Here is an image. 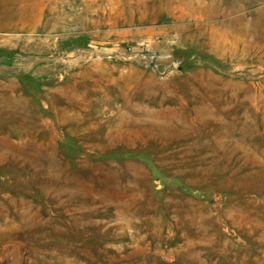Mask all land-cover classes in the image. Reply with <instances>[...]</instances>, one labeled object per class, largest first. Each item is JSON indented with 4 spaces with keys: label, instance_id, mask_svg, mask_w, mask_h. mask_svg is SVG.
Returning a JSON list of instances; mask_svg holds the SVG:
<instances>
[{
    "label": "rangeland",
    "instance_id": "rangeland-1",
    "mask_svg": "<svg viewBox=\"0 0 264 264\" xmlns=\"http://www.w3.org/2000/svg\"><path fill=\"white\" fill-rule=\"evenodd\" d=\"M0 264H264V0H0Z\"/></svg>",
    "mask_w": 264,
    "mask_h": 264
},
{
    "label": "bare ground",
    "instance_id": "bare-ground-1",
    "mask_svg": "<svg viewBox=\"0 0 264 264\" xmlns=\"http://www.w3.org/2000/svg\"><path fill=\"white\" fill-rule=\"evenodd\" d=\"M255 41V40H254Z\"/></svg>",
    "mask_w": 264,
    "mask_h": 264
}]
</instances>
